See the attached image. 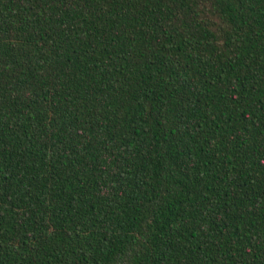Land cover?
I'll return each mask as SVG.
<instances>
[{"label": "trees", "instance_id": "1", "mask_svg": "<svg viewBox=\"0 0 264 264\" xmlns=\"http://www.w3.org/2000/svg\"><path fill=\"white\" fill-rule=\"evenodd\" d=\"M0 264H264V0H0Z\"/></svg>", "mask_w": 264, "mask_h": 264}]
</instances>
